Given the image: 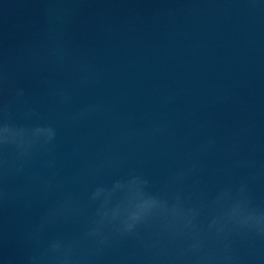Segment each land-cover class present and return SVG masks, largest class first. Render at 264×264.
Returning <instances> with one entry per match:
<instances>
[{
    "label": "water",
    "instance_id": "water-1",
    "mask_svg": "<svg viewBox=\"0 0 264 264\" xmlns=\"http://www.w3.org/2000/svg\"><path fill=\"white\" fill-rule=\"evenodd\" d=\"M0 264H264V0H0Z\"/></svg>",
    "mask_w": 264,
    "mask_h": 264
},
{
    "label": "clouds",
    "instance_id": "clouds-1",
    "mask_svg": "<svg viewBox=\"0 0 264 264\" xmlns=\"http://www.w3.org/2000/svg\"><path fill=\"white\" fill-rule=\"evenodd\" d=\"M42 128H47L51 131V137H50V142H51L55 138V131L51 127H42Z\"/></svg>",
    "mask_w": 264,
    "mask_h": 264
}]
</instances>
